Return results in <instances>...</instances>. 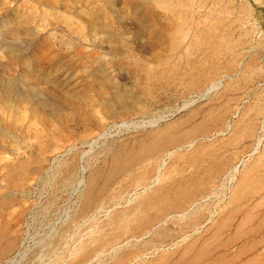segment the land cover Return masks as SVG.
<instances>
[{"label": "rangeland", "instance_id": "374dc122", "mask_svg": "<svg viewBox=\"0 0 264 264\" xmlns=\"http://www.w3.org/2000/svg\"><path fill=\"white\" fill-rule=\"evenodd\" d=\"M3 223L0 264H264V0H0Z\"/></svg>", "mask_w": 264, "mask_h": 264}, {"label": "bare ground", "instance_id": "6f19581e", "mask_svg": "<svg viewBox=\"0 0 264 264\" xmlns=\"http://www.w3.org/2000/svg\"><path fill=\"white\" fill-rule=\"evenodd\" d=\"M175 2L177 3V1H175ZM175 6H178V4H176ZM246 9L247 8H244L243 10L246 11ZM13 227H11V226H9V225H7L5 223H3L2 226L0 227V239L1 240L8 239V246H9L8 252L11 251V249L14 247L15 243L17 242L16 233L12 230Z\"/></svg>", "mask_w": 264, "mask_h": 264}]
</instances>
